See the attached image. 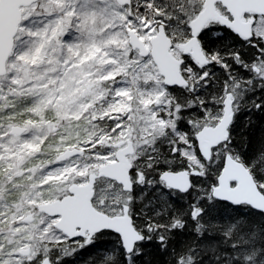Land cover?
<instances>
[{
    "label": "snow or ice",
    "instance_id": "6c2138e0",
    "mask_svg": "<svg viewBox=\"0 0 264 264\" xmlns=\"http://www.w3.org/2000/svg\"><path fill=\"white\" fill-rule=\"evenodd\" d=\"M0 264H264V0H0Z\"/></svg>",
    "mask_w": 264,
    "mask_h": 264
},
{
    "label": "trees",
    "instance_id": "16d2710c",
    "mask_svg": "<svg viewBox=\"0 0 264 264\" xmlns=\"http://www.w3.org/2000/svg\"><path fill=\"white\" fill-rule=\"evenodd\" d=\"M257 119L259 120V117H257ZM259 131H260V128L258 126V128H257V135H259Z\"/></svg>",
    "mask_w": 264,
    "mask_h": 264
}]
</instances>
